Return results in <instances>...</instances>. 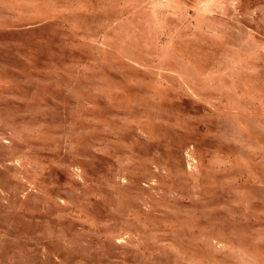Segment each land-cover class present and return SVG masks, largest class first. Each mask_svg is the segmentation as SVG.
<instances>
[{"label":"rangeland","instance_id":"rangeland-1","mask_svg":"<svg viewBox=\"0 0 264 264\" xmlns=\"http://www.w3.org/2000/svg\"><path fill=\"white\" fill-rule=\"evenodd\" d=\"M0 264H264V0H0Z\"/></svg>","mask_w":264,"mask_h":264}]
</instances>
